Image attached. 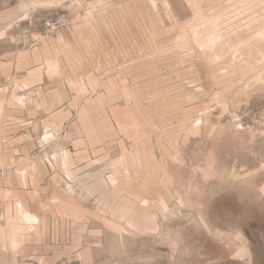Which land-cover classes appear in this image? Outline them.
Returning <instances> with one entry per match:
<instances>
[{
	"label": "rangeland",
	"instance_id": "374dc122",
	"mask_svg": "<svg viewBox=\"0 0 264 264\" xmlns=\"http://www.w3.org/2000/svg\"><path fill=\"white\" fill-rule=\"evenodd\" d=\"M49 1L0 0V264H264V0Z\"/></svg>",
	"mask_w": 264,
	"mask_h": 264
},
{
	"label": "built area",
	"instance_id": "2783aa9c",
	"mask_svg": "<svg viewBox=\"0 0 264 264\" xmlns=\"http://www.w3.org/2000/svg\"><path fill=\"white\" fill-rule=\"evenodd\" d=\"M68 16L65 12H57L46 17L41 24L42 31L46 34H56L68 26Z\"/></svg>",
	"mask_w": 264,
	"mask_h": 264
},
{
	"label": "bare ground",
	"instance_id": "6f19581e",
	"mask_svg": "<svg viewBox=\"0 0 264 264\" xmlns=\"http://www.w3.org/2000/svg\"><path fill=\"white\" fill-rule=\"evenodd\" d=\"M60 0H50L49 2H50V4H56V3H58ZM64 2V1H63ZM71 2V1H70ZM69 2V3H70ZM61 3V2H60ZM43 38V37H42ZM37 39H38V37H37ZM41 39V38H40ZM39 40V39H38ZM50 42V39H46V38H44V39H41L40 40V43L38 44V47H36L35 49H34V52H38L39 51V48L40 47H42L43 48V46H45V45H47L48 43ZM49 47V46H48ZM41 49V48H40ZM43 50V49H42ZM42 50H41V53H42ZM43 53H45L44 51H43ZM42 53V54H43ZM36 54V53H35ZM40 54V53H39ZM23 56V55H22ZM43 55H41L40 57H42ZM26 57V56H25ZM22 58V57H21ZM24 58V57H23ZM42 59V58H41ZM41 68H44V69H46V72H47V74H52V62H46V63H44L42 66H41ZM33 70H38V68H36V69H33ZM42 73H43V70L42 71H38V72H36V73H34L33 74V77H35V78H38V79H40L41 78V75H42ZM44 74V73H43ZM51 137H52V133L51 132H48L46 135H44L43 136V138L45 139V140H49V139H51Z\"/></svg>",
	"mask_w": 264,
	"mask_h": 264
}]
</instances>
